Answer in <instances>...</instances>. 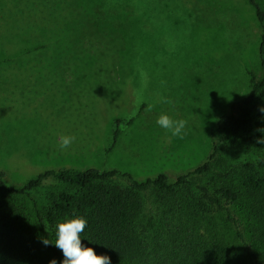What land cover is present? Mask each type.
<instances>
[{"label": "rangeland", "instance_id": "rangeland-1", "mask_svg": "<svg viewBox=\"0 0 264 264\" xmlns=\"http://www.w3.org/2000/svg\"><path fill=\"white\" fill-rule=\"evenodd\" d=\"M260 38L261 26L245 0L120 5L114 0H0V169L16 186L46 170L66 168L115 170L137 181L165 173L174 182L216 146L212 171L197 181L210 189L226 182L235 186L239 199L230 208L243 238L212 206L200 215L193 234L224 241L245 264H256L250 254L264 264V247L255 239L254 196L242 186L243 166L264 158V147L212 136L222 115L243 110L240 102L251 92L249 71L264 76ZM162 114L186 121V135L173 136L159 126ZM65 136L75 141L61 149ZM114 182L129 185L122 177ZM61 191L79 190L49 179L27 196L13 197L17 216L34 230L37 212L49 206L51 193ZM142 198L137 231L147 251L163 254L169 228L193 227L185 226L189 212L178 202L173 212L178 214L168 215L166 223L153 192L144 191ZM150 218L154 226L149 228ZM7 222L19 223L2 219V225ZM32 230H0L12 241L6 242L9 263L21 251L27 257L21 264L52 259L62 264L63 253L58 258L43 248L38 253L21 240ZM105 236L100 227L83 246L105 255Z\"/></svg>", "mask_w": 264, "mask_h": 264}, {"label": "trees", "instance_id": "trees-1", "mask_svg": "<svg viewBox=\"0 0 264 264\" xmlns=\"http://www.w3.org/2000/svg\"><path fill=\"white\" fill-rule=\"evenodd\" d=\"M127 1L114 0L118 5L125 4ZM245 1L253 10L254 17L261 26L258 54L261 67L264 69V6L259 0ZM249 82L251 92L240 102L243 107L241 113L222 115L218 119L212 136L219 138L225 134L240 142L254 143L263 148L264 143H258V141L264 139V112L260 111L264 108V76L259 77L255 72L249 71ZM251 108H257V113L254 114ZM118 134L119 132L116 131L114 139H117ZM216 153L217 147L214 146L211 154L201 165L178 176L174 182H170L165 173L145 181H137L130 175H120L115 170L66 168L46 170L23 186H16L9 182L7 173L0 169V230L7 228L16 231L23 228L24 232H28V229L32 230L29 221L22 216H17V207L12 198L27 196L44 181L53 179L68 186H74L79 191L76 194L67 191L51 193L49 206L44 211L37 212V225L28 237L24 236L21 240L26 239L28 246L35 248L38 253L43 248L50 256L60 257L62 255L60 249L54 244L45 246L42 241L47 239L50 243H55L56 225L81 216L87 221L85 230L80 234L81 244L84 245L86 238L91 235L94 237L96 230L103 228L106 232L104 252L110 257V264H245L224 241L217 238L201 240L193 234L194 226L201 218L200 215L212 209V206L226 214L228 221L236 227L238 236L243 238L239 222L230 208L239 199L235 186L226 182L220 187L215 184L214 188L210 189L198 184L197 181L212 171ZM119 177L126 178L129 185L115 183L114 181ZM242 186L253 193V211L257 214L256 220L259 223L255 239L264 247V158L243 166ZM148 190L153 192L156 203L164 208L166 223L169 221L168 215L178 214L173 212L180 208L181 203L178 204V202H182L181 209L189 212L184 213L185 226L190 224L193 226L186 227L185 230L178 229L175 225L169 228L165 248L161 243L157 245L163 247V254L158 249L147 251V246L136 228L137 218L143 206L142 193ZM6 218H13L19 223L7 222L6 225H2V219ZM153 220V218L149 219L147 224L149 228L154 226ZM6 242L12 241L7 238V234L0 235V264H21L22 261L19 260L27 259L26 255H22L20 251L18 257L14 255V258L18 260L9 263L12 257L6 254L10 252L6 248ZM249 256L256 264H262L256 255ZM25 264H43V261L33 260L32 263Z\"/></svg>", "mask_w": 264, "mask_h": 264}, {"label": "clouds", "instance_id": "clouds-1", "mask_svg": "<svg viewBox=\"0 0 264 264\" xmlns=\"http://www.w3.org/2000/svg\"><path fill=\"white\" fill-rule=\"evenodd\" d=\"M167 102V101H165ZM152 105H148L147 110H152ZM264 112V108L260 109ZM156 123L172 133L173 136L183 138L186 121L173 120L168 115H160ZM75 141L74 136H65L61 138L60 148L67 149ZM258 143H264V139ZM87 221L84 217L76 216L70 220H65L56 225V241L50 243L44 239L42 243L45 246L54 244L63 253L64 260L62 264H110V257L106 255H97L91 247H86L81 244L80 234L85 230ZM49 264H57L55 259H52Z\"/></svg>", "mask_w": 264, "mask_h": 264}]
</instances>
